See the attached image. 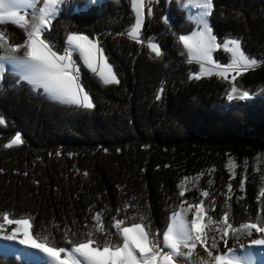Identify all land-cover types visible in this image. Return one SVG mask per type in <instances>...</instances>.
I'll return each instance as SVG.
<instances>
[{
  "label": "trees",
  "instance_id": "obj_1",
  "mask_svg": "<svg viewBox=\"0 0 264 264\" xmlns=\"http://www.w3.org/2000/svg\"><path fill=\"white\" fill-rule=\"evenodd\" d=\"M212 4L209 19L217 41L239 39L245 53L259 62L233 80L195 78L199 65L190 61L179 39L195 24L178 0H150L151 14L147 0L141 36L158 44L159 57L127 35L135 23L130 0L91 6L89 0H63L43 35L54 50H63L70 34L98 41L119 83L105 84L81 66L82 85L94 103L85 109L53 101L15 74H4L0 223L6 211L9 219L29 220L39 243L69 250L88 238L94 247L106 240L121 242L109 227L114 218H127V226L143 217L162 239L184 201L203 200L204 221L227 212L234 228L264 224V161L255 165L264 157V97L227 99L233 87L251 95L264 89V0ZM0 28L10 44H24L22 27L3 23ZM215 56L220 64L228 62L221 49ZM73 58L80 63L77 55ZM17 131L24 142L5 147ZM191 178L211 195L181 197V182ZM96 213H101L100 223ZM0 264L32 263L0 255Z\"/></svg>",
  "mask_w": 264,
  "mask_h": 264
},
{
  "label": "snow or ice",
  "instance_id": "obj_2",
  "mask_svg": "<svg viewBox=\"0 0 264 264\" xmlns=\"http://www.w3.org/2000/svg\"><path fill=\"white\" fill-rule=\"evenodd\" d=\"M62 3L63 0H0V24L13 22L24 27L27 31V40L24 44H10L5 30L0 28V49H4L7 53L0 56V78L7 70L6 65L10 64L20 81L28 82L34 90L42 89L50 98L62 103L92 109L94 103L82 85L80 67L86 65L105 84H118L119 79L98 41H93L87 35L70 34L66 37V44L71 47L54 50V44L43 34L50 31L51 18L55 17L59 11L58 6ZM91 3L94 5L96 0H91ZM130 3L135 12V23L127 35L133 39H139L141 25L145 18L146 0H130ZM181 6L203 10L197 22L202 27L193 31L191 35H180L179 37L188 50L189 57L201 62V71L199 75H195L196 79H199L205 71L209 75L215 72L221 77H225L230 70L239 74L241 70H248L259 63L257 59L246 55L242 50L241 41L236 38H230L223 44L224 48L232 53L231 63L221 65L214 61L213 51L220 48L221 45L217 43L218 38L212 33L206 20L209 9L212 7V0H188L187 4H184L182 0ZM29 9L30 13L27 11ZM22 11L24 15H21ZM147 11L148 14L152 13L150 0H148ZM28 16L31 17V23H29V19H26ZM149 47L156 57L162 55L161 48L157 43H151ZM21 49H26L22 55H20ZM74 53L79 54L83 65H77L76 60L73 59ZM205 63L213 67L205 69L203 66ZM236 92L237 88L233 87L227 95V99L229 101L234 98L244 100L250 95L244 91L238 97H234L233 93ZM157 98L159 99V96ZM3 124H5V119L0 117V125ZM23 142L21 133L17 131L5 147L11 148ZM209 183L211 184L212 181ZM242 186L243 184H241ZM227 188L228 191L232 190L231 183ZM179 195L181 197L185 195L183 187H181ZM210 195L211 193L208 191L201 192L203 197ZM185 203L187 201L182 202L179 206L180 211L173 212L171 223L163 231L162 239L160 230L153 233L150 225L145 224L141 217L140 222H132L127 226H125L127 218H114V222L109 227L116 229L115 235L121 237V242L106 240L102 245L97 244L96 247H93L92 245L96 242L88 238L69 250L66 247H49L45 243H37L35 240L28 239L25 234L26 238L19 239V243L40 249L47 254L51 264H177L180 258H183L186 264H195L191 258L198 245L203 246L208 257L211 258L209 264H256V258L252 252L238 256L234 248H228L227 254L213 255L212 249L218 250L219 241L216 236H209L205 231L208 225L203 223L206 216L205 208L202 207L204 201L188 204L187 209L184 208ZM127 207H131V205ZM119 211L118 209L117 213ZM187 212H193L191 220L187 218ZM3 219L4 223H0V232H3L7 225H17L12 229L10 235L4 237L7 240H17V234L20 233L19 226L29 224L28 220L9 219V213L6 211L3 213ZM95 220L97 223L101 222V213H96ZM208 220L225 225L220 240L223 241L226 248L228 245L226 237L229 230H232L233 233L246 230L248 237L253 235V230L256 233H264V224L241 223L237 228H234L233 224L228 221L227 212L222 217L209 216ZM103 230L108 231L107 228H103ZM108 234L112 235L111 232ZM86 235L91 237L92 233L89 232ZM209 240L211 241L210 246ZM250 245L264 246V238L251 239ZM243 247L244 245H241V248ZM182 248L188 251H182ZM61 254H64V258L61 257Z\"/></svg>",
  "mask_w": 264,
  "mask_h": 264
},
{
  "label": "rangeland",
  "instance_id": "obj_3",
  "mask_svg": "<svg viewBox=\"0 0 264 264\" xmlns=\"http://www.w3.org/2000/svg\"><path fill=\"white\" fill-rule=\"evenodd\" d=\"M89 1H90V3H91V0H89ZM101 1H103V0H96V3H95V4H97V3L99 4ZM178 2H179V6H180V8L186 11V13H187V18H188L191 22H193V23L195 24V28H194L192 31H190V32L187 33V34H183V35H191L193 31H197V30H199L200 27H202V26L199 25L197 22H198V20H199L200 13H201L203 10L200 9V8H196V7H182V6H181L182 0H178ZM183 2H184V4H187V3H188V0H183ZM146 3H147V0H146ZM91 4H92V3H91ZM133 11H134V10H133ZM134 14H135V12H134ZM209 16H210V13H209V15L206 17V20H207V22H208V25L211 27ZM26 19H29V23H31V17H30V16L26 17ZM51 20H52V18H51ZM143 22H144V20H143ZM143 22H142V25H143ZM142 25H141V29H142ZM133 26H134V25H133ZM211 29H212V28H211ZM29 30H30V29H29ZM25 33H26V40H27V31H25ZM212 33H213V32H212ZM128 36H129V35H128ZM129 37L132 38L131 36H129ZM132 39H133V38H132ZM26 40H25V42H26ZM134 40H136V41H138V42H140V43H143L146 47H148V49H149L150 51H151V48L149 47V45H150L151 43H155V42H152V41L144 40V39L142 38V36H141V31H140V38H139V39H134ZM228 40H229V39H227L226 41H228ZM93 41H96V40H93ZM226 41H224V42H226ZM25 42H24V43H25ZM224 42H223V43H219V42L217 41V43H219V44L221 45L220 48H218V49H221V50L225 51V52L228 54L229 59H228V62H227L226 64H229V63H231V60H232V53L229 52V51H227V50L224 48V46H223ZM66 47H71V46H70V45H67ZM185 49H186V48H185ZM218 49H215V51H214V56H215V53H216V51H217ZM242 49H243V48H242ZM25 50H26V49H21L20 55H22L23 52H24ZM186 51L188 52L187 49H186ZM151 52H152V51H151ZM6 54H7L6 51H5L4 49H2V52H1L0 56L6 55ZM74 55H77V56L79 57V59H80V63H81V64L78 63V62L76 61V62H77V65H78V66L83 65V60L80 58L79 54H78V53H74ZM215 58H216V56H215ZM73 59H74V58H73ZM189 59H190L191 62L197 63V64L199 65V70H198L197 73L194 74V76H195V75H199V74H200V71H201V62H197V61H195V60H192L190 57H189ZM216 61L218 62L217 59H216ZM218 63H219V62H218ZM226 64H221V65H226ZM204 65H205V64H204ZM204 65H203V66H204ZM82 67H84V68L87 69L88 71L92 72L91 69H89L86 65H84V66H82ZM253 67H254V66L250 67L249 69H251V68H253ZM6 69H7V70L3 73L2 78H3L4 74L7 73V72H8V73H13V74H15V75L19 78V76L17 75L16 71L13 70L12 65H10V64L6 65ZM249 69H248V70H249ZM244 71H247V70H241V71L239 72V74L242 73V72H244ZM96 75H97V74H96ZM212 75H215V76L221 77V76H219V75H217V74H215V73H213ZM236 75H238V74L235 72L234 74H231V75H229V76H225V77H222V78L233 80V77L235 78ZM97 76H98V75H97ZM203 76H209V74L205 72V73H203L202 75H200V77H203ZM98 77H99V76H98ZM2 78H0V80H1ZM99 78H100V77H99ZM19 79H20V78H19ZM100 79H101V78H100ZM101 80H102V79H101ZM25 82H26V81H25ZM27 83H28V82H27ZM236 88H237V87H236ZM38 90H41V91H42V89H38ZM230 92H231V91H230ZM242 92H244V91H242V90H240V89L237 88V92H236V93H233V96H234V97H238ZM42 94L45 95L47 98L53 100V101L59 102V101H57V100H54V99L50 98V97H49L47 94H45V93H42ZM254 96L264 97V89H263L262 91L258 92V93L255 94V95H251V94H250L249 97L246 98V99H244V100L251 99V98H253ZM234 99H235V98H234ZM60 103H62V102H60ZM63 104H67V103H63ZM67 105H69V104H67ZM71 106H75V105H71ZM263 161H264V157H262V156H261V157H258L257 160H256V164H255L256 167L261 166V165L263 164ZM199 182H200L199 179H196V178L186 179V180H184V181L181 182V184H180V190H181V187H183L185 194H187V193H189V192H196V199L204 198L203 196H201V192H202V191H205L206 185H205V186H204V185L201 186ZM261 183H262V185H263V180H261ZM187 207H188V203H185V204H184V208L187 209ZM202 207H203V205H202ZM180 210H181V209H179L178 211H180ZM186 216H187V218H190L191 216H193V212H187V213H186ZM2 223H4V222H2ZM170 223H171V221H170ZM204 223L207 224L208 227H212L213 229H215V232L217 233V237H216V238H217V240L219 241V244H220V243L222 242V240H220V236H221V234H222V230H223V228L225 227V225H224L223 223L217 224L215 221H213V222H209V220L204 221ZM16 227H17V225H15V224L7 225L6 228H5V230H4L3 232H0V242L2 243V247L0 248V255L19 256V257H21L22 259H25V260H27V261H29V262H31V263H35V264H41V263L51 264V261L49 260L47 254L43 253L42 251H41L40 254L37 256V255H32V254L28 255V254L24 253L23 250H21L22 247H23L24 245H21V244L19 243V239H21V238H26V237H25V234H26V233L24 232V230H25V225H21V226H19V227H20V233L17 234V235H18V239H17V240H7V239L4 238L6 235H10V234L12 233V229H13V228H16ZM208 227H207V228H208ZM218 229H219V230H218ZM30 231H31V230H30ZM255 235H256L255 230H253V235H252L251 237H248V236L246 235V230H242V231H240V232H236V233H233L232 230H229L226 239H228V240H232L233 243H235V245H240V246H241V245H248V244L250 243V240L253 239V238L255 237ZM32 236H33V235H32ZM33 238H34V236H33ZM34 239H35V238H34ZM35 240H36V239H35ZM18 244H19V245H18ZM18 246H19V247H18ZM92 246L94 247V245H92ZM61 257H62V256H61ZM62 258H64V257H62Z\"/></svg>",
  "mask_w": 264,
  "mask_h": 264
},
{
  "label": "bare ground",
  "instance_id": "obj_4",
  "mask_svg": "<svg viewBox=\"0 0 264 264\" xmlns=\"http://www.w3.org/2000/svg\"><path fill=\"white\" fill-rule=\"evenodd\" d=\"M210 12H211V9H209V13ZM214 51H213V59H214V61H216V58L214 56ZM211 67H213V66L212 65H208L206 63L204 65V68L205 69H208V68H211ZM205 72L207 73V71H205ZM213 73H215V72H213ZM234 73H235L234 71H231L230 70L226 74V76H229V75L234 74ZM188 219L191 220L192 219V216L190 218H188ZM203 223H204V221H203ZM205 231L208 232V235L209 236H213L214 235V236L217 237V233L215 232V229H213L212 227L206 228ZM24 232L26 233V236H27L28 239L35 240L33 238V236H32L31 231H30L29 224L28 225H25ZM256 238H264V233H256V235H255V237L253 239H256ZM208 244L210 246V244H211V241L210 240L208 241ZM1 247H2V243L0 242V248ZM228 248H234L235 249V252H236V255H238V256H244L246 253L252 252L254 254L255 258H256V264H264V246H253V245H250V243L248 245H244V247L241 248L240 245H235V243H233L232 240H228V245H227V248H226L224 246V244H223V241H222L219 244V246H218V250L217 249H212L213 255L221 254V253L227 254V249ZM21 250H23L24 253H26L28 255L32 254V255H37V256L41 252L40 249L31 248V247L26 246V245H24ZM181 250L182 251H188L187 249H183V248ZM191 259H192V261L195 262V264H209V262L211 260V258L208 257L207 252L204 250V247L201 246V245H198L197 248L193 251V255H192V258ZM177 264H186V261L183 258H180V259H178Z\"/></svg>",
  "mask_w": 264,
  "mask_h": 264
},
{
  "label": "water",
  "instance_id": "obj_5",
  "mask_svg": "<svg viewBox=\"0 0 264 264\" xmlns=\"http://www.w3.org/2000/svg\"><path fill=\"white\" fill-rule=\"evenodd\" d=\"M91 5H93V4H90L89 6H91ZM94 5H96V4H94ZM212 6H213V4H212ZM211 10H212V8H211ZM211 13V12H210ZM99 43V42H98ZM100 46V45H99ZM244 51V50H243ZM245 52V51H244ZM247 55V54H246ZM29 221V220H28ZM29 226H30V230H31V224H30V221H29ZM37 241V240H36ZM38 242V241H37ZM39 243V242H38ZM2 256H8V255H2ZM11 256V255H10ZM17 257H19V256H17ZM21 260H23V261H26V262H29V261H27V260H25V259H22L21 257H19ZM29 263H31V262H29ZM32 264H35V263H32Z\"/></svg>",
  "mask_w": 264,
  "mask_h": 264
},
{
  "label": "crops",
  "instance_id": "obj_6",
  "mask_svg": "<svg viewBox=\"0 0 264 264\" xmlns=\"http://www.w3.org/2000/svg\"><path fill=\"white\" fill-rule=\"evenodd\" d=\"M29 13L31 12V10L29 9V10H27ZM21 15H24V12L22 11L21 12ZM7 23H13V22H7ZM13 24H16V23H13ZM16 25H18V24H16ZM19 26V25H18ZM21 27V26H20ZM25 31H26V29L24 28V27H22ZM66 46H67V44H66ZM91 73H93V72H91ZM94 74V73H93ZM96 75V74H95ZM25 82V81H24ZM27 83V82H26ZM27 84H29V83H27ZM30 85V84H29ZM32 86V85H31ZM33 87V86H32ZM41 91V90H40ZM42 93H44L43 92V90H42ZM45 96V95H44ZM77 107H79V106H77Z\"/></svg>",
  "mask_w": 264,
  "mask_h": 264
}]
</instances>
